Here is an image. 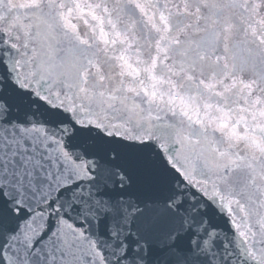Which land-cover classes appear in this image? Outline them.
<instances>
[{
	"label": "snow or ice",
	"instance_id": "1",
	"mask_svg": "<svg viewBox=\"0 0 264 264\" xmlns=\"http://www.w3.org/2000/svg\"><path fill=\"white\" fill-rule=\"evenodd\" d=\"M0 264H264V0H0Z\"/></svg>",
	"mask_w": 264,
	"mask_h": 264
}]
</instances>
